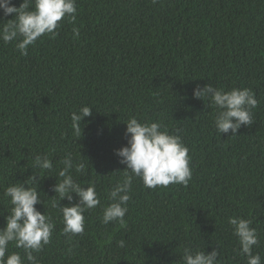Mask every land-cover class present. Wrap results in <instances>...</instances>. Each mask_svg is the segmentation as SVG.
Here are the masks:
<instances>
[{"label": "trees", "instance_id": "trees-1", "mask_svg": "<svg viewBox=\"0 0 264 264\" xmlns=\"http://www.w3.org/2000/svg\"><path fill=\"white\" fill-rule=\"evenodd\" d=\"M76 7L74 23L62 19L56 35L41 36L27 55L0 40V228L12 207L4 189L40 172L32 157L47 154L53 170L40 172L50 177L40 181L43 204L35 207L55 227L34 253L39 264H183L185 247L216 248L222 264H247L234 252L229 216L252 220L260 239L253 251L264 262V0H76ZM13 15L0 10V22ZM207 83L250 88L258 100L253 123L219 133L210 99L192 96ZM82 105L92 115L78 137L71 114ZM130 117L179 135L192 176L187 185L155 189L134 177L122 228L101 219L123 179L114 149L126 144ZM69 155L86 164L84 174L73 169L78 182L94 183L100 197L74 236L63 233L59 209L50 206L54 176L59 182ZM8 251L24 256L11 243Z\"/></svg>", "mask_w": 264, "mask_h": 264}, {"label": "clouds", "instance_id": "clouds-1", "mask_svg": "<svg viewBox=\"0 0 264 264\" xmlns=\"http://www.w3.org/2000/svg\"><path fill=\"white\" fill-rule=\"evenodd\" d=\"M156 2L152 0V3ZM0 10L4 16L14 14L6 22H0V40L5 44L15 42L20 54L27 55L29 46L34 45L41 36L56 35L62 19L67 18L74 23L77 7L76 0H21L19 6L14 5L12 0H0ZM72 35L79 39V29L74 27ZM192 96L203 101L210 99L216 109L213 123L219 133H229L231 130L232 135H235L242 125L253 123L252 110L257 107L258 100L250 88L233 87L225 90L207 83L195 87ZM91 109L90 106L82 105L71 114L72 128L78 137L82 134L81 121L92 115ZM125 135L126 144L114 149L119 162L125 166L123 179L110 189L109 203L102 208L101 219L105 225L114 222L122 228L127 226L125 216L134 177L140 178L145 187L155 189L169 184L187 185L192 176L187 146L179 135L169 134L161 123L141 122L136 117H130L126 122ZM32 160V167L40 172L53 170V163L47 154H34ZM61 163L63 167L57 172L59 182L54 176L56 182L52 186L56 198L50 206L59 209L63 233L74 236L84 232V213L95 209L100 204V197L94 183L82 187L74 175V172H86L84 162L74 165L69 155ZM40 172L4 189L3 194L9 198L12 207L5 217V225L0 228V264H25V260L28 264H39L34 253L50 242L55 221L51 215L35 207L43 204L37 190L39 183L44 177H50L42 176ZM73 194L77 198L75 203H72ZM61 200L69 203L62 205L59 203ZM227 223L239 241V248L234 249L236 255L244 256L247 264H264L260 254L253 251L260 239L257 229L251 226L252 220L229 216ZM10 243L23 250L24 256L20 252H9ZM119 246L124 247V241H119ZM218 257L216 248L205 252L185 247L182 260L183 264H222Z\"/></svg>", "mask_w": 264, "mask_h": 264}]
</instances>
